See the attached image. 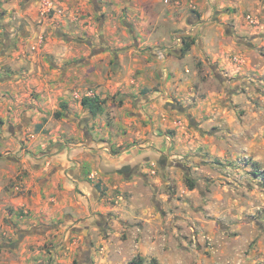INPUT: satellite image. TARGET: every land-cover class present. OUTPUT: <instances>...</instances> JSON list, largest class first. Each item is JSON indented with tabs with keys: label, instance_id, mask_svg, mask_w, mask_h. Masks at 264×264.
Segmentation results:
<instances>
[{
	"label": "rangeland",
	"instance_id": "374dc122",
	"mask_svg": "<svg viewBox=\"0 0 264 264\" xmlns=\"http://www.w3.org/2000/svg\"><path fill=\"white\" fill-rule=\"evenodd\" d=\"M4 1L0 0V4ZM98 1L87 0V10L79 11L85 13L81 16L85 19L92 17V31L88 30L94 46L111 43L133 46L129 45L134 43L133 39L124 37L127 30L122 13L116 9L110 11L115 0H104L109 10L103 15L98 10ZM56 2L67 3L66 0H18V6L34 5L47 21L55 19L52 24L63 28L65 8ZM47 3L51 4L50 9H47ZM214 9L218 10L214 15L219 18L217 24L212 22L213 30L198 33L189 52L182 57L179 51L181 39L179 48L175 47L176 43L170 45L173 49L168 51L153 48L154 61L139 50H136L139 53L132 50L128 54L126 49L117 54V68L112 61L108 68H103L106 80L112 84L99 94L104 100V112L94 118L83 108L80 111L78 106L79 100L92 89L77 92L78 97L72 96L69 103L65 100L67 87L58 81L62 73L55 72L52 65L45 77L49 84L28 87L25 84L23 90L20 88V101L7 120L8 126H17V134H7L5 139L13 137L22 145L18 151L13 147H0V264L130 263L127 257L115 259L113 242L102 243L107 236L102 231L105 220L104 210L100 207L91 214L92 220L88 223V218L82 216L72 220L66 210L59 220L39 216L22 204V199L34 196L20 190L22 177L29 175L35 187H43L46 178L61 169L60 161L49 159L69 151L70 145L88 146L89 140L81 130L85 129L84 114L87 123L99 121L91 125L93 133L95 127L98 124L102 127L104 122L108 131L116 133L111 135L115 142L123 140L118 147L117 143L107 146L111 156L116 157L134 146H156L160 141L171 146L166 159L173 160L175 166L170 169L173 173L162 183L136 184L140 191L155 189L161 194L167 193L169 206L172 204L178 214L175 221L182 230L194 220L201 224L189 242L176 244L170 241L164 251L168 264L176 257L177 262L173 264H264V182L252 175L255 169L264 174V0H217ZM5 13L7 11H0L2 16ZM56 14L62 17L55 18ZM10 16L9 10L7 17ZM84 24L88 25V22ZM21 28L16 35L20 40ZM34 31L39 33L31 28L29 35ZM48 31L43 33L40 46L29 39L25 52L37 53L49 43L48 37L51 40L55 37L62 41L68 39L66 33L52 29L54 35H48ZM78 38L81 39L72 41L82 40L79 44L83 47L90 44V41L84 44V36ZM235 51L239 59H236ZM12 58L18 62L19 56H9L8 61L12 62ZM104 58L105 61L108 59L107 56ZM1 63L9 70L6 61ZM134 64H138L139 70L135 74ZM23 68L30 69L29 66ZM129 68L130 77L135 79L134 85L127 89L126 83L122 85L125 89L116 87L128 78ZM165 77L167 83L162 82ZM51 83L58 90H51ZM128 89L129 93H123ZM132 94L140 97L158 95L156 105L149 110L148 105L141 106L150 111L142 112L147 114L146 117L138 114L141 108L138 102L128 103L131 108L123 109L120 100ZM111 101L114 107L110 108ZM62 106H66V110ZM55 112H60L61 117L55 118ZM72 114L78 117L74 119ZM105 135L106 131L101 142ZM24 158L27 162L21 163ZM16 160L18 166H15ZM46 161L50 163L43 170ZM190 183L194 185L193 190L188 189ZM92 185L94 188L99 186L100 199L108 195L101 183ZM16 186L18 190H15ZM57 186L62 192L63 185L58 183ZM76 193L81 194L78 190ZM112 205L113 201L105 200V207ZM191 216H198L199 220ZM86 226L89 239L71 231L72 227Z\"/></svg>",
	"mask_w": 264,
	"mask_h": 264
},
{
	"label": "crops",
	"instance_id": "0c3cea01",
	"mask_svg": "<svg viewBox=\"0 0 264 264\" xmlns=\"http://www.w3.org/2000/svg\"><path fill=\"white\" fill-rule=\"evenodd\" d=\"M66 2L60 4L56 2L65 8L62 19L63 28L61 25L52 24L55 19L47 21L42 13L35 9L34 5L18 6V0H6L0 4L1 12L7 11V14L9 10L11 12V18L7 17L6 13L3 16L0 15V63L6 61L9 67V70H7L3 68L5 64H0L1 148L13 147L15 151L20 149L22 144L19 141L13 137L5 139L7 134L11 136H13V133L17 134L15 131L17 126L15 128L8 126L7 120L15 109L17 102L20 101V91L24 89L25 84L27 87L49 84V81H45V77H47L48 67L50 68L51 65L55 72L62 73L58 81L64 88L67 87L68 96L65 100L69 103L72 101V96L78 97L77 92L86 89H92V91L85 94L84 97L97 96L103 99L99 94L104 91V88L106 89L112 84L109 79L106 80L107 75H104L103 68H108L111 61V64L117 68V54L122 50L128 49V54L132 50L143 51L141 53L149 55L154 61L156 59L153 57L155 56L152 51L153 48L161 47L163 50L168 51L173 49L170 45L175 43V47L179 48L178 41L180 39L186 37L194 39L201 31L213 30L214 25L211 24H217L218 18L214 16L218 11L214 9L217 0H115L110 11L116 9L122 13V22L127 30L124 37L127 40L132 38L134 43L129 44L133 46L104 44L102 48L95 47L91 40L88 29L92 31V17H88V19L81 17L85 14L81 12L87 10L85 5L87 0H79L77 4L75 3L76 0H66ZM36 3L34 2V4ZM97 5L99 12L102 11L101 15L107 12L108 5L104 0H99ZM79 11L81 12L79 13ZM56 17L59 18L62 15L56 14ZM85 22H88V25H85ZM19 27H22L19 32L22 41L19 37H16ZM99 27L101 28L100 25ZM31 28L39 33L34 31L33 35H29L28 32ZM52 29H55L54 32L66 33L68 39L62 41V39L55 37L51 40L48 37L49 43L42 46L37 53L25 52L29 39L40 46L45 31L50 30L47 34L54 35L51 32ZM83 36L85 39L84 44L90 41L89 45L83 47L79 44L82 40L72 41L73 39H81L78 37ZM100 38L103 40L104 35L102 34ZM76 43L77 45H75ZM139 51L136 52L139 53ZM239 53L241 54L240 51H238ZM235 54L236 59H239L240 56H237L236 51ZM9 56H19L18 62H15L13 58L12 62H9ZM105 56L108 57L106 61ZM36 61L40 62V65L36 64ZM27 66L30 69H21ZM133 67V73L135 74L139 71L138 64H134ZM129 71L128 78L116 84V87L126 83L127 89L134 85L135 79L130 77V68ZM167 77L162 82L167 83ZM106 82L108 83L106 84ZM51 86V90H54V92L58 90L54 83H51ZM122 88L125 89V86H122ZM71 90L74 92L71 93ZM129 92L128 89L123 93ZM157 97L158 95L154 94L148 97L132 94L131 96L122 97L124 99L120 102L124 104V110L130 109L131 106L128 103L133 101L138 102L140 107L148 105L147 110H149V108L156 105ZM38 102L41 103L42 100L39 99ZM110 103V108L114 107L112 101ZM78 106L81 111L80 100ZM147 110L141 107L138 114L143 111L148 112ZM32 111L34 112L36 109ZM36 113L41 115L40 111H36ZM26 115L29 116V112ZM146 115L142 113V117H146ZM72 117L76 119L78 116L72 114ZM83 117L82 123H86L84 125L85 129L81 130L86 139L89 140L87 142L88 146L75 147L70 145L69 151L49 159V161L52 159L60 161L59 167L61 169L53 175L50 174L46 178L47 181L43 187H35L34 180L29 175L22 177L19 182L20 190L22 192L26 190V192L34 195L30 199L20 197L22 204L36 211L39 216L59 220L64 210H66L71 215L72 220H77L82 216L88 218V223L92 220L91 214L100 207L104 210L102 215L105 220L102 231L103 235L107 236V240L102 243L105 245L107 241L113 242L115 259L120 260L127 257L126 259L131 262L136 256H139L144 262L154 259L158 264H168L169 260L164 251L170 241L176 244L181 241L189 242L190 237L194 239L193 233L201 227V224L194 220L188 226H184L182 230L178 226L180 224L175 221L178 219V214L175 212L176 209L172 208V204L169 206L170 197L167 193L161 194L156 192L155 189L140 191L139 186L137 187L136 184L138 182L162 183L173 173L170 169L175 166L172 164L174 162L166 159L171 146L166 144L167 142L159 140L160 143L158 142L156 146L146 145L145 148L134 146L124 150L116 157L111 156L107 146L117 143L118 147L123 143V140L115 142V138L111 135L116 133L112 130L108 131L104 122L102 127L98 124L95 127V133H93L90 127L94 123H99V121L95 119L87 123V116L84 114ZM105 131L104 142H101L100 138L105 134ZM87 134L90 136L87 137ZM165 139L167 140V137ZM101 143L104 146L101 147ZM78 157L80 160H78ZM49 161L43 164V170L47 169ZM26 162L25 158L21 160V163ZM14 163L15 166L19 164L17 160ZM23 167L25 166L23 165ZM94 182L101 183L104 189L108 190V195L103 199H100V192L93 187ZM58 183L63 185L62 192L58 190ZM19 188L16 186L15 190ZM76 190L81 194L78 195ZM106 199L113 201V205L105 207ZM164 200L165 202H163ZM50 203H54V205L51 206ZM191 217L199 220L198 216ZM188 230L191 232H188ZM71 231L76 235L81 233L83 237L89 239L88 226L84 228L72 227ZM177 233H180V236ZM87 256L89 257L90 254L88 253ZM172 261L177 262V257Z\"/></svg>",
	"mask_w": 264,
	"mask_h": 264
},
{
	"label": "trees",
	"instance_id": "16d2710c",
	"mask_svg": "<svg viewBox=\"0 0 264 264\" xmlns=\"http://www.w3.org/2000/svg\"><path fill=\"white\" fill-rule=\"evenodd\" d=\"M193 44H194V40L193 39H190L189 37L182 38L181 39V46L179 48L180 56L182 57L185 54H187ZM80 105H81V107L84 110L88 111L93 118L96 117L97 115L102 114L104 112V100H101L97 96L83 97L80 100ZM62 109L66 110V106H62ZM54 117L55 118L61 117V113L60 112H55L54 113ZM252 175L255 178L261 179L264 182V174L259 173L257 169L254 170ZM96 189H99L98 185H96ZM188 189L189 190H193L194 189V185L192 183H190L188 185ZM129 264H158V263L154 259H152V260H150L148 262H144V260L142 258L136 257L133 260H131V262Z\"/></svg>",
	"mask_w": 264,
	"mask_h": 264
},
{
	"label": "built area",
	"instance_id": "2783aa9c",
	"mask_svg": "<svg viewBox=\"0 0 264 264\" xmlns=\"http://www.w3.org/2000/svg\"><path fill=\"white\" fill-rule=\"evenodd\" d=\"M47 9L49 8L50 9V7H51V4H49V3H47ZM248 19L250 20V22H252L253 23V21L251 20V18L250 17H248ZM204 240H207L205 237H204ZM208 241V240H207Z\"/></svg>",
	"mask_w": 264,
	"mask_h": 264
},
{
	"label": "flooded vegetation",
	"instance_id": "af4514ba",
	"mask_svg": "<svg viewBox=\"0 0 264 264\" xmlns=\"http://www.w3.org/2000/svg\"><path fill=\"white\" fill-rule=\"evenodd\" d=\"M98 226H101L100 223L98 224ZM84 238H87V237H84Z\"/></svg>",
	"mask_w": 264,
	"mask_h": 264
}]
</instances>
